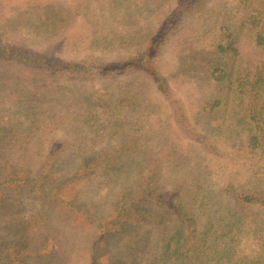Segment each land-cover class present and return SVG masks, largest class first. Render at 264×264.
Wrapping results in <instances>:
<instances>
[{"label":"trees","instance_id":"16d2710c","mask_svg":"<svg viewBox=\"0 0 264 264\" xmlns=\"http://www.w3.org/2000/svg\"><path fill=\"white\" fill-rule=\"evenodd\" d=\"M202 2L177 0L144 51L125 59L90 58L93 61L86 65L13 41L4 34L8 25L0 26V228L21 233L26 241L4 244L5 235L0 233V264H65L57 258L56 262L54 255L58 252L55 242L61 244L56 237L60 231L52 222V215L57 212L65 219L75 220L90 236L89 264H127L110 249L111 240L123 234L134 241L136 248L159 250V255L149 260V264H243L245 260L247 264H264V256L242 259L237 244L233 243L241 227L247 231L241 233H247L248 237L264 239V230L255 220L258 214H264L261 184L264 174L256 172L255 183L246 188L234 189L229 185V199L220 210L211 212L213 195L195 190L193 184L185 189L187 182L177 185L178 179L162 174L163 167H170L173 172L181 168L186 172L189 166L188 157L174 143L170 147L161 144L160 151L170 149L166 154L141 160L130 155L137 146L134 139L124 137L113 147H104L83 157L73 176L58 180L53 179L52 170L67 142L57 138L46 151L52 132L74 134L81 144L88 143L89 136L96 141L95 138L105 135L104 125L85 117V111L64 107L68 100L77 101L71 94L82 92L80 81L85 82L88 77H113L140 69L162 93L169 95V83L158 68L157 50L162 39ZM34 3L51 10L53 15L56 13L51 0H0V10L8 9L3 16H10L4 22L16 21L15 13L19 15L25 9L28 12ZM221 5V27L225 33L214 41L210 50L195 48L183 57L182 66L214 81L223 98L210 103L208 112L212 117L220 113L229 119L227 133L244 138L247 152L264 159L261 158L264 155V0H226ZM238 12L242 14L237 15ZM47 32V29L41 30V33ZM245 37L253 40L258 53L262 52L260 59L251 58L249 44L243 43ZM67 82L70 85H65ZM67 88L71 90L69 97L64 94ZM55 95L63 98L56 101L62 105L59 110L45 105ZM131 101L122 98L118 103ZM93 114L90 113L92 117ZM174 117L187 135L194 132L192 127H187L184 113H176ZM190 137L201 138L198 133ZM70 159L65 156L60 162ZM91 180L104 188L121 187L114 195L111 214L98 216L81 207L80 185ZM167 180L174 182L172 188H164ZM182 190L185 194H181ZM25 201L32 206L31 217L23 216L22 206L18 210L17 205ZM200 216L208 221L202 224ZM31 224L36 230L35 237L30 234ZM148 227L158 232L156 239H150ZM225 237L231 243L225 239L224 244ZM218 242L227 246H220L222 252Z\"/></svg>","mask_w":264,"mask_h":264},{"label":"rangeland","instance_id":"374dc122","mask_svg":"<svg viewBox=\"0 0 264 264\" xmlns=\"http://www.w3.org/2000/svg\"><path fill=\"white\" fill-rule=\"evenodd\" d=\"M224 1L226 0H203L195 11L187 14L180 25L162 39L157 50V64L159 71L169 83V95L162 93L150 76L140 69L113 77H88L85 82L80 81L82 92L74 95L69 93L71 92L69 88L66 89L64 94L68 97L71 94L77 101L72 103L68 100L65 102L67 106L64 107L71 106L72 111L76 108L81 112L85 111V117L89 116L97 124L104 125L105 135L108 137L104 135L93 141L89 136L86 139L88 143L83 141L81 144L74 134L62 135V131L50 133L46 151L57 138L67 142L60 153L61 159L52 170L53 179L73 176L83 157L104 147H113L124 137H129L128 140L134 139L137 146L130 155L141 160L166 154L170 149L160 151L161 144L166 143L170 147V144L174 143L179 151L188 157L189 166L186 172L181 168H176L173 172L170 167H163L162 174L172 175V179H178L177 185L187 182L188 184L183 187L185 189L191 188L193 184L195 190L213 195L211 212L220 210L229 199L230 189H227L229 185L234 189L243 186L246 188L255 183L258 178L255 176L256 172L264 174V159H260L259 154L253 156L247 152L242 141L244 138L227 133L225 127L230 125L231 121L223 114L218 113L212 117L211 112H208L210 103H214L219 97L223 98L214 81L208 79L206 75L192 73L182 66L183 57L195 48L210 50L214 41L225 33L220 18L223 15L221 3ZM51 2L54 3L56 10L54 15L51 10L46 11L34 3L33 9L28 12L25 9L19 11V15L15 13L14 17L17 20L10 24L4 22L10 17L3 16L8 10L7 7L3 12L0 10V26L8 25L4 34L13 41L48 55H57L72 63L86 65L93 61L90 58L125 59L144 51L162 21L176 6L177 0H51ZM4 5L7 4L4 2ZM47 14L51 16L44 19ZM240 14L242 12L237 13ZM43 29H47L48 32L41 33ZM243 40V43H248L251 48V58L260 59L262 52L258 53L260 51L256 49L253 40L248 37ZM67 83L65 85H70ZM122 98L132 101L119 105L118 101ZM60 99L63 98L55 95L45 105L59 110L62 105L56 101ZM90 113H94V117ZM176 113L185 114L187 127H192L194 132L187 135L179 127L175 122ZM108 123L112 124L107 125ZM117 127L119 129L116 131L109 130ZM193 133H198L201 138L193 139L194 137H190ZM210 142L214 146H211ZM65 156L71 159L60 162ZM261 158H264V155H261ZM262 180L261 184L264 187V177ZM173 186L172 180L164 183L165 189ZM119 190H121L119 186L104 188L91 180L80 185L78 200L84 210L98 216H107L114 210L113 200ZM184 191L182 190L181 194H185ZM17 207L18 210L21 207L23 216H32L30 202L25 201ZM257 216L258 218H255L259 222L257 225L264 230V214L260 213ZM200 217L202 224L208 221L204 216ZM52 218L53 225L60 231L56 237L61 244L55 242L58 246V252L54 253L56 262L59 259V262L64 260L65 264H89L88 233L75 220L65 219L59 216L58 212L53 213ZM31 226L32 224L30 228ZM30 230L29 233L35 237L36 230L32 228ZM146 230L150 239H156L158 232L155 229L148 227ZM0 231L1 235H5L4 244L9 241L26 242L22 239L21 233H10L3 227ZM238 231L247 232L243 227ZM241 232H237L239 235L233 243L237 244L242 259L246 257L257 259L264 256V239L250 238L247 233ZM225 239L231 243V240L225 237L224 244ZM218 243L219 247L223 246L222 242ZM133 244L134 241L123 234L111 240L110 249L114 256L120 257L122 262L127 264H149V260L159 255L156 247L153 250L151 247L140 249ZM224 247L227 246L222 248ZM219 250L222 252L221 247ZM46 260L49 261L50 258L47 256ZM244 263L247 264V261Z\"/></svg>","mask_w":264,"mask_h":264}]
</instances>
